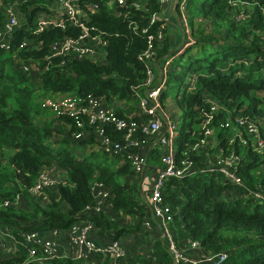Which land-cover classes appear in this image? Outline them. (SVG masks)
Masks as SVG:
<instances>
[{
  "label": "trees",
  "instance_id": "obj_1",
  "mask_svg": "<svg viewBox=\"0 0 264 264\" xmlns=\"http://www.w3.org/2000/svg\"><path fill=\"white\" fill-rule=\"evenodd\" d=\"M78 4L88 16L86 24L95 28L91 33L107 39L106 46H99L103 59L51 56L53 42L80 33L66 18L64 29H36L37 18L54 8L52 0H2L0 6V28L8 6L21 21L11 48H0V223L19 239L16 253L0 257V264H172L166 239L143 226L150 213L126 153L95 150L94 127L85 126V137L76 139L71 118L41 105L46 98L91 93L102 96L118 116L130 119L146 91L140 87L146 62L139 55L147 48L148 35L154 37L155 76L169 61L160 99L164 107L172 102L180 113L176 162L196 170L165 182L174 243L183 249L187 240L196 241L204 255L226 252L222 264H264V155L254 150L253 138L237 121L257 122L264 139V0H176L172 8L159 0H128L113 10L106 0ZM166 10V20L181 29L178 33L169 31L162 17ZM154 14L162 19L151 22ZM186 26L189 34L182 29ZM25 39L30 43L20 49ZM31 62L40 66L38 73L23 70L22 65ZM134 119L139 120L138 115ZM104 131L122 143L123 131L112 125ZM76 147L82 152L79 157ZM163 152L161 145H152L148 163L161 165ZM231 154L238 157L231 172L241 185L209 170ZM53 165L60 181L44 188L43 201L29 188L43 169ZM97 184L108 192L105 206L98 213L85 211L94 205L92 189ZM17 199L18 205L4 206ZM83 220L94 225L97 243L118 240L125 256L27 261L21 234L66 231ZM132 241L144 250L139 252L129 244Z\"/></svg>",
  "mask_w": 264,
  "mask_h": 264
},
{
  "label": "built area",
  "instance_id": "obj_2",
  "mask_svg": "<svg viewBox=\"0 0 264 264\" xmlns=\"http://www.w3.org/2000/svg\"><path fill=\"white\" fill-rule=\"evenodd\" d=\"M127 1L106 0L107 7L112 10L114 6H124ZM159 1L171 8L176 3V0ZM1 4L2 0H0V6ZM183 4V1H181L182 11L184 10ZM52 5L54 8L37 18L36 29L40 31L52 26H60L64 29L66 25L64 19L66 18L80 30V33L77 38H66L62 41L53 42L50 47L51 56L103 59L105 54L99 50V46H106L107 39L91 33L95 28L86 24L88 16L81 11L78 0H52ZM133 5L137 6L136 3H133ZM5 12L6 20L0 28V48L10 49L13 34L21 21L12 6L6 7ZM161 19L162 17L160 18L154 14L151 22ZM133 29H136V26H133ZM141 32L144 33L145 29ZM160 36L161 33L158 32L157 37L160 38ZM153 39L152 35H148L147 48L139 55V59L146 62V79L140 86L146 88V91L139 100L137 113H132L130 119L118 116L109 105L105 104V99L102 96L91 93L86 95L70 94L57 100L46 98L41 105L51 107L55 113L71 118L77 128V131L74 132L76 139L85 137L87 134L85 126L94 127L93 132L97 137V143L94 145L95 150H102L111 155H117L123 151L126 153L134 173L140 178L139 185L142 197L150 213V218L144 220L143 226L147 230L156 231L160 237L166 239L168 251L172 256V264L211 262L222 264L227 258L226 252L216 255H204L199 253L200 246L196 241L187 240L183 249H180L172 239L169 227L172 221V213L169 203L164 198L165 182L169 178L182 179L194 174L196 170L189 163L180 167L176 162L175 143L179 133V123L171 114L166 113L160 99L166 81L169 61L164 62L159 74L155 76L153 72V67H155L152 50ZM29 43L30 41L25 39L19 44V48H24ZM63 61H61V64L64 63ZM22 68L26 72L38 73L40 66L35 62H31L23 64ZM215 107L213 106L212 109ZM135 115H138L139 120L134 119ZM237 121L245 126L248 135L253 138L254 150L258 154L264 155V139L259 136L257 122L246 118H237ZM106 125H112L116 130L123 131L122 143L116 142L105 135L104 127ZM141 135L145 137L140 139ZM154 144L161 145L164 148L160 158L161 165L159 166H151L147 161V152ZM237 161L238 157L231 154L218 161L219 167L209 170H218L224 174L225 178L241 185L240 178L231 172ZM59 181L58 169L54 165L50 166L40 172L37 182L29 188V192L31 195L42 197L43 201H47L44 188L52 187ZM92 192L95 197L94 205L87 207L85 211L98 213L105 206L108 192L100 184L95 185ZM19 203L20 199H17L11 203L5 202L4 206H16ZM93 230L94 225L92 222L83 220L74 223L66 231L51 229L44 232V234L35 231L21 234L20 243L27 247V261H46L68 257L80 261L94 260L97 255H102V259L111 257V260H114L125 256V248L118 240L97 243L92 237ZM132 237L136 238L137 235ZM17 243H19V239L13 235L12 229L8 226H2L0 223V255L2 258L8 257L3 253L7 246H10L11 255L16 253ZM140 247L143 246L139 245L137 250ZM142 250L144 248L140 249L139 252ZM190 253L193 256H189Z\"/></svg>",
  "mask_w": 264,
  "mask_h": 264
},
{
  "label": "rangeland",
  "instance_id": "obj_3",
  "mask_svg": "<svg viewBox=\"0 0 264 264\" xmlns=\"http://www.w3.org/2000/svg\"><path fill=\"white\" fill-rule=\"evenodd\" d=\"M167 9V8H166ZM166 12H167V10L165 11V12H163V15H162V17L165 19V21H167L168 22V24L170 25L169 27H170V29H169V31L171 32V34L172 33H178V31L180 30L181 31V29H179L178 30V28L176 27V25H173V24H170L169 23V21L168 20H166ZM171 16V15H170ZM175 16L176 17H180V15H177L176 13H175ZM179 17L178 18H175V17H173V18H175V19H179ZM172 18V19H173ZM169 19H170V17H169ZM184 19H185V17H182V18H180V23L183 25L184 24ZM182 29H183V31L185 32V31H187V26L186 27H182ZM187 34H189V31L188 32H186ZM177 108H176V106L175 105H173V103L172 102H168V105H166L165 106V111H166V113H168V114H171L172 116H173V118H175L176 120H178V123H180L179 121H180V113H179V111H177L176 110ZM174 111H176V112H174ZM77 147H80L79 145L77 146ZM77 147H76V149H75V154L79 157V156H81V154H82V152L81 151H79V149H77ZM103 164H108V163H106V162H103ZM131 241V240H130ZM129 244H131V245H135V247H136V249H137V247L139 246V244L137 243V242H134V241H132V242H130ZM141 246V245H140ZM140 249H143V247H140ZM139 249V250H140ZM138 250V251H139ZM3 253H4V255H6V256H11V254H10V246H7L5 249H4V251H3ZM0 257H2L1 255H0Z\"/></svg>",
  "mask_w": 264,
  "mask_h": 264
},
{
  "label": "crops",
  "instance_id": "obj_4",
  "mask_svg": "<svg viewBox=\"0 0 264 264\" xmlns=\"http://www.w3.org/2000/svg\"><path fill=\"white\" fill-rule=\"evenodd\" d=\"M176 38H178V35H176Z\"/></svg>",
  "mask_w": 264,
  "mask_h": 264
}]
</instances>
